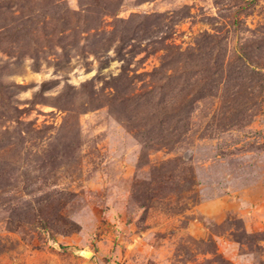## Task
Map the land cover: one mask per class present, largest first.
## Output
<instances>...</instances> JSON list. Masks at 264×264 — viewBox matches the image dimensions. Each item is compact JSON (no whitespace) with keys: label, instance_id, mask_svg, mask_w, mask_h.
I'll return each instance as SVG.
<instances>
[{"label":"rangeland","instance_id":"1","mask_svg":"<svg viewBox=\"0 0 264 264\" xmlns=\"http://www.w3.org/2000/svg\"><path fill=\"white\" fill-rule=\"evenodd\" d=\"M0 264H264V0H0Z\"/></svg>","mask_w":264,"mask_h":264},{"label":"bare ground","instance_id":"2","mask_svg":"<svg viewBox=\"0 0 264 264\" xmlns=\"http://www.w3.org/2000/svg\"><path fill=\"white\" fill-rule=\"evenodd\" d=\"M86 255H88V256L91 255V252L90 251L86 252Z\"/></svg>","mask_w":264,"mask_h":264}]
</instances>
